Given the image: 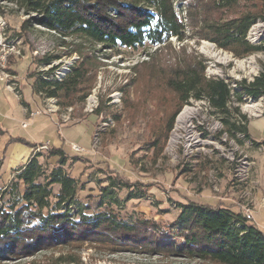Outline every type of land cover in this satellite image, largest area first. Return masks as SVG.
I'll list each match as a JSON object with an SVG mask.
<instances>
[{"label": "rangeland", "instance_id": "1", "mask_svg": "<svg viewBox=\"0 0 264 264\" xmlns=\"http://www.w3.org/2000/svg\"><path fill=\"white\" fill-rule=\"evenodd\" d=\"M24 19L14 5L1 4L0 70L12 91L5 88V83H0V129L3 131L0 134V185L3 189L15 176L14 171L24 164L18 161L23 151L28 150L24 145L10 143V139L44 144L45 148L36 146L32 155H40L38 162L46 175L59 167L56 158L47 155L48 149L53 148L50 142L58 140L68 153V161L61 169L77 183L75 199L83 215L111 211L125 223L143 219L166 227L177 216L176 203L194 202L230 209L233 202L239 201L242 211L249 209L253 217L256 205L249 186L255 161L247 150L253 146L239 144L236 138L224 134L218 116L211 113L204 102L190 101L179 109L172 130L165 134L167 120L176 112L177 104L165 89L159 71L173 66L176 60L201 57L205 60L207 77L250 83L261 72L264 54L237 60L206 41H198L188 29L186 41L180 44L171 39L168 51L159 52L155 48L103 50L81 38H62L39 26L20 33ZM183 22L186 24V20ZM262 39L264 23L259 22L249 30L247 40L256 44ZM70 45L92 53L100 67L83 103L62 109L56 100L34 94L33 86L38 80L60 81L70 66L80 62V56L73 53ZM181 48L184 52H180ZM155 52L153 61L141 65L148 61L147 55ZM49 56L60 59L47 65L38 63ZM53 67L55 70H51ZM258 101L253 114L262 113L264 109L262 98ZM248 104L254 105L242 104L241 115H247L252 109ZM187 107L196 113L188 126L176 130V119ZM31 113L34 116L29 117ZM71 145L82 151L73 152ZM255 158L263 161L262 156ZM15 164L17 167H13ZM261 166L264 173V164ZM108 178L120 179L133 187L115 191L116 204L100 206L99 195L101 188L108 185ZM236 185H240V190L235 189ZM58 189V186L52 187V207ZM135 193L146 197L137 199ZM259 203L264 207V196L259 198ZM72 215L75 218V206ZM59 258L61 262L57 261ZM70 259L75 262L71 263ZM0 264L208 263L130 253L110 254L95 245L83 244L72 252L60 248Z\"/></svg>", "mask_w": 264, "mask_h": 264}, {"label": "trees", "instance_id": "2", "mask_svg": "<svg viewBox=\"0 0 264 264\" xmlns=\"http://www.w3.org/2000/svg\"><path fill=\"white\" fill-rule=\"evenodd\" d=\"M1 4L14 5L24 15L20 33L39 26L62 38H81L103 50L168 51L171 39L180 44L186 41L188 29L198 41H206L237 60L264 54V39L256 44L247 40L252 26L264 23V0H0ZM70 47L80 56V62L70 66L60 81L38 80L33 86L34 94L56 100L62 109L83 103L100 67L92 53L83 52L79 46ZM156 54L147 55L148 61L141 65H148ZM59 59L49 56L38 63L47 65ZM204 63L201 57H192L176 60L173 66L159 71L165 89L177 104L164 133L172 130L178 110L194 101L204 102L218 116L224 134L230 138L242 135L244 141H249L247 119L239 107L264 97V65L260 74L247 83L207 77ZM9 142L36 148L22 139ZM252 145L264 148V143ZM47 155L56 158L59 167L46 175L38 162L40 155L33 154L14 171L6 188L0 185V262L31 258L60 248L72 252L83 244H92L110 254L208 264H264V233L248 224L242 214L227 208L176 203L177 216L166 227L143 219L125 223L111 211L83 215L75 199L77 183L61 169L68 161L66 154L59 147L48 149ZM107 184L101 188L100 206L116 204L115 191L133 187L120 179L108 178ZM53 186L59 189L52 207ZM134 197L146 195L135 193Z\"/></svg>", "mask_w": 264, "mask_h": 264}, {"label": "crops", "instance_id": "3", "mask_svg": "<svg viewBox=\"0 0 264 264\" xmlns=\"http://www.w3.org/2000/svg\"><path fill=\"white\" fill-rule=\"evenodd\" d=\"M262 100L264 101V97H262ZM259 103L260 101H257L254 103V105L252 104V106L248 104L250 106L249 108L252 109H249L250 111L248 110L247 115H245L247 119V124H246L247 135L249 137V141H252L254 143H264V109L262 110V113H259L258 111L257 114H253L254 112H252L255 108L257 109ZM23 105L25 104L23 103ZM55 142H57L58 145H55ZM50 143L52 144L51 146L53 148H59L61 147L60 144L62 145V142L58 140H55ZM34 145L39 146L44 144H39V145L34 144ZM26 149L28 150L23 151L20 161H18V163H24L22 166H24L32 156V149L29 148ZM15 150H20V149H15ZM62 150L64 151L63 148ZM247 150H248V154L255 161V168L252 173V181L249 188L251 187L252 190L251 195L253 197L256 207L254 209L253 217L250 225H253L259 231L264 233V207L260 206L259 203V198L264 196V173H262V170H260V168L262 167L261 165L264 164V150L262 152L261 151L259 152L260 149L257 147H253L251 149L249 148ZM64 153L66 155L68 154L65 151ZM256 156H262L263 161H259L258 158H255ZM15 166L16 164L13 167ZM235 189L240 190V185H236ZM242 206H243L242 203L239 201L233 202V206L232 208H230V210L234 213L243 214Z\"/></svg>", "mask_w": 264, "mask_h": 264}, {"label": "built area", "instance_id": "4", "mask_svg": "<svg viewBox=\"0 0 264 264\" xmlns=\"http://www.w3.org/2000/svg\"><path fill=\"white\" fill-rule=\"evenodd\" d=\"M0 61H1V58H0ZM0 83H5V88H6L8 91H11V90H9V88H8V80H6V75H3L1 70H0ZM11 92H12V91H11ZM17 98H18V97H17ZM32 116H34V114L31 113V114L29 115V117H32ZM22 127H25V124H23ZM236 138H237L238 140L240 139V140L244 141V138H243L242 135H236ZM244 143H245V145H246V144H250L251 146H253V145H252V142H250V141H244ZM253 147H257V148H259V149H263V150H264V148H262L263 146H253ZM42 148H45V147H42ZM70 149H71L73 152H77V153H79V152L82 151L79 147H77V146H75V145H71V146H70ZM242 216L244 217V219H245L247 222L252 220L251 211H250L249 209H244V210H243V214H242Z\"/></svg>", "mask_w": 264, "mask_h": 264}, {"label": "bare ground", "instance_id": "5", "mask_svg": "<svg viewBox=\"0 0 264 264\" xmlns=\"http://www.w3.org/2000/svg\"><path fill=\"white\" fill-rule=\"evenodd\" d=\"M239 67H241V64L239 65ZM195 113L196 111L194 109L188 107L184 108L176 119V130L184 129L186 126H188L190 121L193 119Z\"/></svg>", "mask_w": 264, "mask_h": 264}]
</instances>
